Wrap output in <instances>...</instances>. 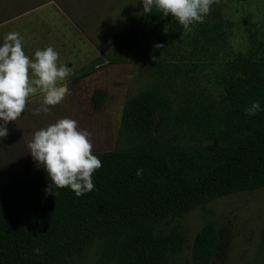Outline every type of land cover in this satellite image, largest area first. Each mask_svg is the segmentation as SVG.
<instances>
[{
    "label": "trees",
    "instance_id": "1",
    "mask_svg": "<svg viewBox=\"0 0 264 264\" xmlns=\"http://www.w3.org/2000/svg\"><path fill=\"white\" fill-rule=\"evenodd\" d=\"M212 14L215 20L192 36L204 41L189 51L191 61L175 50L174 39L183 41L175 17L155 6L140 16L133 43L150 75L164 82L127 99L122 135L128 145L93 152L102 167L92 175V191L77 197L69 187L50 185L42 166L0 185V264H60L95 241L102 264H175L187 241L179 218L217 198L264 187V51L205 64L212 70L206 81L188 73L205 60L201 52L217 59L221 50L214 47L229 36L233 23L218 6ZM105 100L106 92L96 89L95 106ZM253 102L260 109L247 115ZM220 242L209 220L195 237L194 263L211 264Z\"/></svg>",
    "mask_w": 264,
    "mask_h": 264
},
{
    "label": "rangeland",
    "instance_id": "2",
    "mask_svg": "<svg viewBox=\"0 0 264 264\" xmlns=\"http://www.w3.org/2000/svg\"><path fill=\"white\" fill-rule=\"evenodd\" d=\"M215 2L202 23L190 25V32L181 31L182 43L178 44L174 39L175 45H180L175 50L191 61L189 53L194 46L197 51L204 41L202 36L199 42L192 36L201 35L199 26L215 20L212 12L217 6L221 17L233 23L227 40L220 46H213L221 50L220 56L213 60L210 55L205 58L201 52L200 56L205 59L197 60L201 66L192 65L188 71L203 81L212 74L211 66L221 62L222 57L227 59L237 52L257 54L264 51V0ZM29 10L34 11L21 14ZM144 13L142 0H0V21L5 20L0 23V44L8 32H18L23 37V50L33 57L37 49H45L43 46L59 39L58 49L56 47L58 64L67 66L71 63L67 67L71 69L70 75H75L63 82L71 95L50 106V114L34 115L32 110L40 107L42 96L37 94L29 98L20 118L8 123V135L0 137V160L16 155L17 150L21 153L22 148L18 147L31 141L36 130L64 117L78 121L80 129L92 134L93 152L128 145L122 135V116L127 99L147 87L164 82L150 75L146 61L133 43L136 33L133 26ZM10 17L14 18L6 20ZM103 50L114 60L109 62L104 58ZM101 58H104L102 63ZM193 61L196 62L195 59ZM90 63L94 64L93 69L83 71L85 66L91 67ZM96 89L106 92V100L100 108L93 101ZM25 138L28 139L25 141ZM36 165L34 161L25 167L30 169ZM6 177H0V182ZM209 220L215 223L221 238L211 264H264V249L261 248L264 187L217 198L179 218L186 229L187 241L175 264H195L192 258L195 237ZM171 261L169 258L168 262ZM60 264H102L98 241L84 254L63 258Z\"/></svg>",
    "mask_w": 264,
    "mask_h": 264
},
{
    "label": "clouds",
    "instance_id": "3",
    "mask_svg": "<svg viewBox=\"0 0 264 264\" xmlns=\"http://www.w3.org/2000/svg\"><path fill=\"white\" fill-rule=\"evenodd\" d=\"M215 0H142L143 11L151 13L153 7L164 16L171 14L185 32L193 25L203 22ZM159 47V45H157ZM59 53L53 47L37 49L33 57L23 50V37L18 32H8L0 44V137L8 135L7 125L16 121L26 110L29 98L40 94V107L32 110L34 115L50 114L51 107L71 95L63 82L71 69L58 64ZM259 102L246 109L247 115H255ZM91 133L80 129L78 121L64 117L40 128L28 142L33 160L42 166L57 188L69 187L77 197L90 192L95 185L93 173L102 167V161L93 154ZM142 175V169L137 170ZM50 185L47 191L50 192ZM40 254V249H34Z\"/></svg>",
    "mask_w": 264,
    "mask_h": 264
},
{
    "label": "crops",
    "instance_id": "4",
    "mask_svg": "<svg viewBox=\"0 0 264 264\" xmlns=\"http://www.w3.org/2000/svg\"><path fill=\"white\" fill-rule=\"evenodd\" d=\"M36 9H41V7L40 8H36ZM31 11H34V10H29L28 12L26 11V12H23V13H21V14H25V13H29V12H31ZM18 15H20V14H18ZM17 16V15H16ZM11 18H14V17H10V18H8V19H6V20H9V19H11ZM2 22H5V20H3V21H0V23H2ZM59 39H58V41L56 40V39H53V41H50L49 43H48V45H46V46H43L44 48H46V47H48V46H51V47H53L54 48V50H56L57 52H58V46H59ZM56 47H57V49H56ZM104 52H106V51H104ZM104 56V58L106 57V55L105 54H103ZM29 57H32V55L30 54V55H28ZM104 58H101L100 59V62L102 63L103 61H104ZM107 59V58H106ZM91 65V67H89V68H87V66H85V68H84V70L83 71H85L86 69H93V67H94V64L93 63H90ZM97 65V64H96ZM67 66H71V63H68L67 64ZM96 67V66H95ZM98 67V66H97ZM75 77V75L74 74H72V75H69L68 76V78H70V77ZM36 96V95H35ZM33 97V96H32ZM28 138H25L24 140L26 141ZM22 142V141H21ZM29 142V141H28ZM28 142H25V146H19L18 148H22V152L21 153H19V151L17 150L16 151V155H14V154H12L8 159H6L5 158V160H0V162L1 161H3L2 163H0V177H2V176H7L6 177V179H3L1 182H0V185L1 184H3V183H5V182H7V181H9V180H11V179H13L14 177H16V176H18V175H20V174H22V173H24L25 171H28L29 169L27 168V167H25L27 164H29L30 162H34V160H33V158H32V156H31V154H30V152L28 151V147H27V145H28ZM5 146H12L11 144H6ZM17 148V149H18ZM19 153V154H18ZM22 161H23V164H22ZM5 162V163H4ZM37 166H39L38 164L35 166V167H37ZM32 168H34L33 166H32ZM32 168H30V169H32ZM15 171V172H14ZM4 178V177H3Z\"/></svg>",
    "mask_w": 264,
    "mask_h": 264
}]
</instances>
